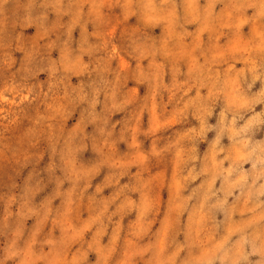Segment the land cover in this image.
Instances as JSON below:
<instances>
[{
    "label": "clouds",
    "instance_id": "obj_1",
    "mask_svg": "<svg viewBox=\"0 0 264 264\" xmlns=\"http://www.w3.org/2000/svg\"><path fill=\"white\" fill-rule=\"evenodd\" d=\"M0 264H264V0H0Z\"/></svg>",
    "mask_w": 264,
    "mask_h": 264
}]
</instances>
